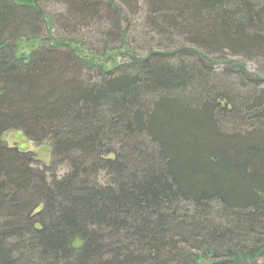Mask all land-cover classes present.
Instances as JSON below:
<instances>
[{
	"label": "trees",
	"instance_id": "16d2710c",
	"mask_svg": "<svg viewBox=\"0 0 264 264\" xmlns=\"http://www.w3.org/2000/svg\"><path fill=\"white\" fill-rule=\"evenodd\" d=\"M40 1L0 0V264H264V68L245 64L264 63V0H144L146 30L179 43L108 69L51 31L19 56L51 23ZM59 2L66 29L128 32L113 0Z\"/></svg>",
	"mask_w": 264,
	"mask_h": 264
},
{
	"label": "rangeland",
	"instance_id": "374dc122",
	"mask_svg": "<svg viewBox=\"0 0 264 264\" xmlns=\"http://www.w3.org/2000/svg\"><path fill=\"white\" fill-rule=\"evenodd\" d=\"M107 2V0H103ZM114 6L120 9L122 13L121 18V32L125 31V35L120 39L108 38V35L104 33L109 32L111 29L108 22L96 23L91 21L87 26L75 27L74 29H66L62 26V19L66 18V9L59 2V0H41L38 6L50 15V21L42 23L39 29L34 31V34L27 37L36 38L31 42L22 40L17 47V53L19 56L23 55L29 57L34 54L40 47L47 48L50 46L48 40V34H51L59 40H67L72 42L71 49L74 51L76 57H79L82 62L91 61L95 59L96 63L104 65L107 69L113 67L114 64L128 63V55L131 52H136L140 57H146L149 51L152 49L155 52L163 53V49L174 47L180 40H174L173 42H165L159 36H154L147 29L146 20V9L144 7V0H113ZM137 3L136 8L134 4ZM136 5V4H135ZM126 42L129 52L127 53L123 48L122 42ZM105 44H107L105 46ZM104 46L108 49H116L113 53L110 50L105 52ZM59 51L69 52V49L58 48ZM163 51V52H162ZM72 52V51H71ZM103 53H105L103 55ZM229 59L234 61L242 62L244 59L239 57L228 56ZM86 60V61H85ZM94 62V63H95ZM93 63V65H95ZM111 63V64H110ZM244 63V62H242ZM91 64V63H89ZM247 70L250 73H258L261 68H264L263 61L256 59L245 63ZM223 66H217V69L222 70ZM8 148H16L22 152L33 153L38 161V166L42 169H47L52 165V153L49 146H38L34 142L27 139L26 135L21 130H9L5 132L1 137ZM55 175L61 178L67 173V167L64 165L53 168ZM48 175L51 174L48 171ZM41 209V208H40ZM260 263H264V256L259 259Z\"/></svg>",
	"mask_w": 264,
	"mask_h": 264
}]
</instances>
